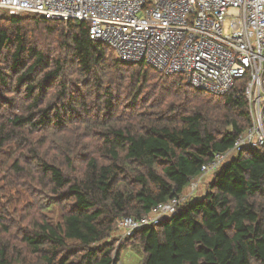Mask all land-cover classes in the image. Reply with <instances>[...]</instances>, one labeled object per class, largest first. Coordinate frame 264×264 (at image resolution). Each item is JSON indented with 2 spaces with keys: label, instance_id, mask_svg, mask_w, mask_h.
Segmentation results:
<instances>
[{
  "label": "trees",
  "instance_id": "1",
  "mask_svg": "<svg viewBox=\"0 0 264 264\" xmlns=\"http://www.w3.org/2000/svg\"><path fill=\"white\" fill-rule=\"evenodd\" d=\"M3 14L0 201L30 186L42 200L29 211L42 214L27 210L13 237L26 209L0 204V264H119L128 248L141 264H264V147L232 159L160 225L109 241L120 218L182 198L234 146L252 124L246 80L218 97L119 60L88 22Z\"/></svg>",
  "mask_w": 264,
  "mask_h": 264
},
{
  "label": "built area",
  "instance_id": "2",
  "mask_svg": "<svg viewBox=\"0 0 264 264\" xmlns=\"http://www.w3.org/2000/svg\"><path fill=\"white\" fill-rule=\"evenodd\" d=\"M5 12L88 22L91 40L108 45L119 60L182 76L193 89L218 97L246 80L252 124L201 168L189 198L242 152L264 147V0H0V16ZM184 197L141 218H120L121 238L173 217Z\"/></svg>",
  "mask_w": 264,
  "mask_h": 264
},
{
  "label": "rangeland",
  "instance_id": "3",
  "mask_svg": "<svg viewBox=\"0 0 264 264\" xmlns=\"http://www.w3.org/2000/svg\"><path fill=\"white\" fill-rule=\"evenodd\" d=\"M4 14H8L11 15L9 13H4ZM3 14V15H4ZM51 37V38H50ZM53 40V36H50L48 34H44L43 36H40V40L39 43L42 47H44L48 52L51 53L53 47H55V42L52 41ZM113 53L115 54V52L113 51ZM116 56V54H115ZM117 58V56H116ZM211 177L207 178L204 183L202 182L198 188L197 195H201L204 194L206 189H207V184L210 182ZM192 194V191L189 187V189L186 191L185 193V197H190ZM1 197H3L0 201V204H6L11 203V208L13 209V211H20L21 209H26V211H23L20 216H18L17 218H15V220L17 221V225L14 226L15 231H13V237H15L16 235H18L16 232L20 227H23L26 225L25 222L22 221V218L27 214V210L28 213L33 216L36 217L39 214H42V210L40 209V207L34 212H30V207L32 206H37V204L41 203V198L38 196V194L35 193V191L33 190V188H31L30 186H25V187H20L19 185L16 186V188H12L9 190H4L2 192ZM5 198L8 199V201L5 200ZM187 198V199H188ZM17 200H19L17 202ZM46 214L50 215V217H54L55 218H59L60 214H61V209L60 207H55L54 211L52 210L51 212H47ZM44 215V214H43ZM121 231L119 229H117L116 231H114L113 235H112V239H110L109 241L116 243L117 246H119L120 244H122L123 239L121 238ZM8 240H12L13 243L17 242V239H13L12 237H6ZM143 259V254L140 248H128L126 250H124L122 252V256H121V261L119 264H141Z\"/></svg>",
  "mask_w": 264,
  "mask_h": 264
},
{
  "label": "bare ground",
  "instance_id": "4",
  "mask_svg": "<svg viewBox=\"0 0 264 264\" xmlns=\"http://www.w3.org/2000/svg\"><path fill=\"white\" fill-rule=\"evenodd\" d=\"M31 16V15H30ZM75 22V21H74ZM160 225V224H159Z\"/></svg>",
  "mask_w": 264,
  "mask_h": 264
},
{
  "label": "crops",
  "instance_id": "5",
  "mask_svg": "<svg viewBox=\"0 0 264 264\" xmlns=\"http://www.w3.org/2000/svg\"><path fill=\"white\" fill-rule=\"evenodd\" d=\"M201 195H203V194H201Z\"/></svg>",
  "mask_w": 264,
  "mask_h": 264
}]
</instances>
